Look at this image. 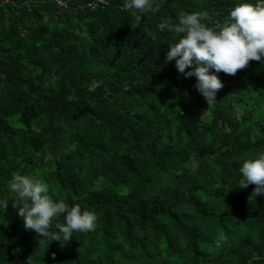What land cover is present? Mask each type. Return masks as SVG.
<instances>
[{
	"label": "trees",
	"instance_id": "1",
	"mask_svg": "<svg viewBox=\"0 0 264 264\" xmlns=\"http://www.w3.org/2000/svg\"><path fill=\"white\" fill-rule=\"evenodd\" d=\"M67 1L0 0V264H264V195L239 186L264 153V62L216 73L205 112L197 78L166 63L178 37L158 27L180 11L216 27L257 0H155L136 29L125 0ZM37 173L95 229L65 240L62 215L60 240L39 246L8 187Z\"/></svg>",
	"mask_w": 264,
	"mask_h": 264
},
{
	"label": "clouds",
	"instance_id": "2",
	"mask_svg": "<svg viewBox=\"0 0 264 264\" xmlns=\"http://www.w3.org/2000/svg\"><path fill=\"white\" fill-rule=\"evenodd\" d=\"M124 11H130L134 17L133 29L140 26L142 14L159 11L155 0H125ZM207 13L180 11L178 23L163 20L159 29L174 31L178 41L169 46L166 63L176 61L178 72L185 78L195 76L194 87L205 98L207 112L216 103V95L224 85L216 73L235 76L246 69L250 62H264V0L256 3H237L229 11L225 21L216 27L203 22ZM191 68V71L186 69ZM214 69L215 72H210ZM55 79V75L52 76ZM103 81L92 80L88 91L94 92ZM242 179L240 189L255 185L248 200L264 195V153L246 159L239 169ZM102 177L100 181L102 182ZM8 187L15 194L14 200L19 208L18 215L24 220V227L37 233L39 246L50 240H60L51 232L54 218L64 216V223L57 225L65 240H71L74 232L87 233L95 229L94 212L82 210L79 204L69 206L65 199H54L49 185L39 174L32 176L14 174ZM7 201H0V210H6ZM220 239H223L221 236ZM56 254H52L55 259ZM26 264H33L31 256Z\"/></svg>",
	"mask_w": 264,
	"mask_h": 264
},
{
	"label": "built area",
	"instance_id": "3",
	"mask_svg": "<svg viewBox=\"0 0 264 264\" xmlns=\"http://www.w3.org/2000/svg\"><path fill=\"white\" fill-rule=\"evenodd\" d=\"M56 4L58 7L60 8H68L70 7L69 6V3L67 0H55ZM109 2V0H94V1H91L89 3H87V6L90 7L91 9H96L100 6H105L107 5Z\"/></svg>",
	"mask_w": 264,
	"mask_h": 264
}]
</instances>
